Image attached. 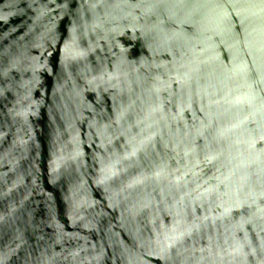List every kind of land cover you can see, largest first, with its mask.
Masks as SVG:
<instances>
[{"label": "water", "instance_id": "1", "mask_svg": "<svg viewBox=\"0 0 264 264\" xmlns=\"http://www.w3.org/2000/svg\"><path fill=\"white\" fill-rule=\"evenodd\" d=\"M0 264H264V0H0Z\"/></svg>", "mask_w": 264, "mask_h": 264}]
</instances>
